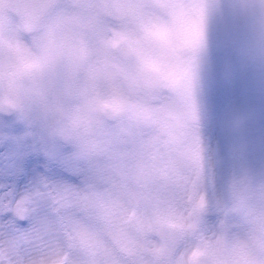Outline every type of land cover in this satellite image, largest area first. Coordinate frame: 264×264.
Instances as JSON below:
<instances>
[{
	"label": "clouds",
	"instance_id": "clouds-1",
	"mask_svg": "<svg viewBox=\"0 0 264 264\" xmlns=\"http://www.w3.org/2000/svg\"><path fill=\"white\" fill-rule=\"evenodd\" d=\"M0 264H264V0H0Z\"/></svg>",
	"mask_w": 264,
	"mask_h": 264
}]
</instances>
